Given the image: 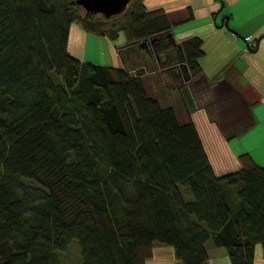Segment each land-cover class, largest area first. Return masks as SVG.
I'll list each match as a JSON object with an SVG mask.
<instances>
[{
	"label": "trees",
	"instance_id": "trees-1",
	"mask_svg": "<svg viewBox=\"0 0 264 264\" xmlns=\"http://www.w3.org/2000/svg\"><path fill=\"white\" fill-rule=\"evenodd\" d=\"M74 23L152 59L174 44L168 13L144 0L111 17L76 0H0V264H60L74 240L81 264H148L156 245L207 264L210 243L254 264L264 166L246 152L217 175L190 113L181 122L142 70L71 54ZM202 43L180 45L193 76Z\"/></svg>",
	"mask_w": 264,
	"mask_h": 264
},
{
	"label": "crops",
	"instance_id": "crops-1",
	"mask_svg": "<svg viewBox=\"0 0 264 264\" xmlns=\"http://www.w3.org/2000/svg\"><path fill=\"white\" fill-rule=\"evenodd\" d=\"M144 3L149 10L162 8L168 13L172 25L168 32L174 44H159L160 53L152 59L146 46L128 44L123 36L115 43L94 35L105 39L102 43L107 45L111 65H146L156 70L144 74L148 92L164 105L173 106L181 122H186L190 113L217 175L240 169L239 156L246 152L264 166V0ZM91 35L72 24L68 46L71 54L82 60ZM247 35L258 40L252 52L245 51ZM191 37L203 41V71L197 76L192 75L180 48ZM208 255L207 264H232L223 246L210 243ZM148 264L181 261L172 246L156 245ZM254 264H264L261 245L257 246Z\"/></svg>",
	"mask_w": 264,
	"mask_h": 264
},
{
	"label": "rangeland",
	"instance_id": "rangeland-1",
	"mask_svg": "<svg viewBox=\"0 0 264 264\" xmlns=\"http://www.w3.org/2000/svg\"><path fill=\"white\" fill-rule=\"evenodd\" d=\"M102 40L105 39H101L100 37H95L94 35H91L86 47L87 55L81 58L82 61L94 62L100 64L109 63L111 65L112 62L109 51L107 49V45L102 43ZM117 42L118 40L115 41V43ZM58 256H59L60 264H81L82 257H81V251L78 241L77 240L72 241V243L67 248V250L59 252Z\"/></svg>",
	"mask_w": 264,
	"mask_h": 264
},
{
	"label": "water",
	"instance_id": "water-1",
	"mask_svg": "<svg viewBox=\"0 0 264 264\" xmlns=\"http://www.w3.org/2000/svg\"><path fill=\"white\" fill-rule=\"evenodd\" d=\"M130 1L131 0H76V2L87 11L101 13L105 17H111L123 12L128 7ZM152 42L153 40H151V43Z\"/></svg>",
	"mask_w": 264,
	"mask_h": 264
},
{
	"label": "built area",
	"instance_id": "built-area-1",
	"mask_svg": "<svg viewBox=\"0 0 264 264\" xmlns=\"http://www.w3.org/2000/svg\"><path fill=\"white\" fill-rule=\"evenodd\" d=\"M245 39L247 41V46L245 47V51L246 52H252L256 49L257 45H258V40L255 39L252 35H247L245 36ZM142 70L144 72V74H150L155 72L156 70H151L150 68H148L146 65H140L137 67H132L129 69V72L134 75L137 76L138 72Z\"/></svg>",
	"mask_w": 264,
	"mask_h": 264
}]
</instances>
